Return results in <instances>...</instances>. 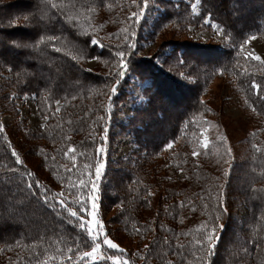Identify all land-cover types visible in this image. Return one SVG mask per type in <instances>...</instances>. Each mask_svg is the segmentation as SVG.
<instances>
[{"label":"trees","instance_id":"trees-1","mask_svg":"<svg viewBox=\"0 0 264 264\" xmlns=\"http://www.w3.org/2000/svg\"><path fill=\"white\" fill-rule=\"evenodd\" d=\"M145 1L0 0V78L3 80L0 82V185L7 188L6 212L15 208L24 212L19 215L20 222L8 217L0 219V264H113L108 259L110 256H119L127 264H158L154 260L164 264H264V69L247 46L252 35L264 37V0H249L251 5L257 4L262 9L248 13V21L240 27L229 17L227 9L219 6L218 0H201L202 16L208 14L222 27L228 39L226 46L163 43L161 49L174 47L166 54V62L157 61L158 53H141L142 42L152 43L157 34V23L141 18ZM230 1L237 4V0ZM167 5L172 10L173 2L167 0ZM7 15L17 24H11ZM188 16L187 9L179 13L171 11L157 27L163 23L184 25ZM24 17L29 19L25 21ZM192 23L200 24V21L195 18ZM93 37L100 43L93 44ZM192 51L199 52V58L208 62H200ZM117 52H123L127 67H121ZM72 56L77 59L73 60ZM93 58L99 64L92 70L88 63ZM177 67L186 69L194 80H184L183 74L180 78ZM2 69L12 73V77L3 74ZM120 72L124 75L120 76ZM132 76L149 82L146 106L136 110L148 116L143 121L134 120L137 126L133 135L139 144L135 150L139 159L137 169L144 165L141 170H146L147 166L150 178L145 179L136 169L130 172L132 181L127 182V176L111 163L105 164L97 177V163L103 161L107 137L116 123L118 104L127 94ZM215 77L228 79L242 95L245 107L257 116L256 125L244 138L247 144L244 157L230 150L227 136L222 139L210 134L207 146L203 141L206 126H212V131L216 129L213 115L217 111L204 98L207 83ZM196 84L198 92L191 96L194 102L187 101L186 110L174 122L170 123V118L161 122L159 117L163 112H159L161 116L154 115L161 105V96L168 98L172 90L177 98L181 97ZM17 92L34 95L39 112L46 118L42 127L26 130L32 143H25L28 151L36 150L46 176L29 163V158L23 157V139L19 140L16 130L2 120L5 110L2 103L13 105ZM151 97L153 102L148 106ZM194 149L198 150L197 163L192 155ZM224 157L231 163L218 169L215 161ZM148 162L151 166L145 164ZM114 170L121 175H117V180ZM179 172L184 176H178ZM7 174L13 176L11 181L3 178ZM238 178L241 185L237 184ZM163 181L169 185L163 186ZM126 184L130 189L134 184V202L151 213L146 216L137 210V215L132 216L136 227L121 223L126 229L133 228L134 235L145 237V248L153 240L161 243L160 249L164 248L156 257L152 255L150 262L145 260L148 259L145 248L139 250V255L145 256V259L140 257L143 261L140 263L139 255L135 257L130 251H120L122 247L111 249L103 243L102 232L107 237L109 232L103 200L108 196L119 207L121 191L127 194ZM114 188L115 192H111ZM16 189L31 198L27 207L17 199ZM198 193L201 199L197 198ZM11 194L16 197L15 202L10 200ZM44 195L48 196L47 201ZM92 195L101 202L97 214L104 223L95 241L87 232L89 215L82 210L85 207L89 210V205L91 208ZM167 195L183 196V200L170 198L169 221L159 230L152 229L146 220L155 217L153 212L161 208ZM60 198L84 216V228L80 227L78 218L71 217L59 205ZM237 200L249 205L246 223L240 224L230 210ZM182 203L188 212L183 210ZM35 209L42 210L44 215H37ZM150 222L153 225L156 220ZM141 224L146 233L138 234ZM213 227L217 243L209 252L205 236ZM165 230L173 233L174 238L165 239L162 235ZM95 244L101 245L105 255L101 261L85 255ZM154 248L153 244L150 251ZM166 250L178 253L179 259L167 257Z\"/></svg>","mask_w":264,"mask_h":264},{"label":"rangeland","instance_id":"rangeland-1","mask_svg":"<svg viewBox=\"0 0 264 264\" xmlns=\"http://www.w3.org/2000/svg\"><path fill=\"white\" fill-rule=\"evenodd\" d=\"M173 2V8L172 10L167 5V0H146L144 3V6L141 10V18L145 19L147 22H156L155 30L157 31L155 40L150 42H142L143 48L140 49L141 53L149 54L151 53H158L157 61L161 62L162 60L165 61L166 54L174 49V47L168 46L167 48L161 49L163 47V43L169 44L173 42L180 43L179 45H183L186 42L190 43H202L205 45H222L226 46L227 44V37L224 34L222 27L214 20L211 19V17L206 14L202 16V8H201V0H184V1H178V0H170ZM220 1V2H219ZM217 2V0H216ZM237 4L233 5V2L230 0H218L219 6H223L225 9H227V14H229V17L232 19H235L237 22V25L240 27L241 23L248 21V13H251L252 11H260L262 8H260L259 5L249 3V0H237ZM188 10L189 16L186 20V23L183 24H172L167 26L164 24L160 25V28L158 29V25L160 22H164V16L168 13H171V11L176 12H185V10ZM239 10L240 14H239ZM7 18L10 19V21L13 18H10L9 15H7ZM198 18L200 21V24H194L192 21ZM191 20V21H188ZM215 25V27L213 26ZM236 25V28L238 29ZM0 33L2 31L0 30ZM247 46L248 50L251 53V56L253 58L259 56L260 59H256L259 65L264 69V37L259 35H252L247 40ZM161 49V50H160ZM160 52V53H159ZM194 55H198L196 59H198L200 62L207 63L208 61L204 58H199V52L192 51ZM194 55H190V57H193ZM186 58H189V56H186ZM1 64V63H0ZM99 63L96 62V59H90L88 63V68L95 69L97 68ZM170 64H166V67H169ZM172 68H174L172 65H170ZM177 73H180L179 76L185 75L184 77L186 81H192L194 80L192 75H189L186 69H181L177 67ZM175 69V68H174ZM2 73L6 74V76L12 77V73H9L8 71L2 69ZM176 70V69H175ZM1 71V69H0ZM191 73V70H190ZM183 74V75H182ZM132 82L129 85V88L127 89V94L125 95L123 100H120L118 104V111L115 114V121L112 124L111 132L109 136L107 137V145L105 148V153L103 156L102 164H109L111 163V166H115L117 170L122 171V175L127 176L126 181H132L129 176L130 172L134 171L138 167V154L135 150H137L138 145L137 139L134 137L133 133L134 127H136V122L134 123V120H145L148 116V113L144 111H136L139 106L144 105L148 101V88H149V82L144 81L140 79L139 77L132 76ZM2 77L0 78V82H2ZM207 91L204 95V98L206 99V104L213 109V111H217V113H214L213 118L217 122L215 124V130L212 131V126H206L205 131L203 132V141H205V138H207L210 134L213 136H220L222 139H224L227 136L228 139V145L230 147V150L236 153L238 157H244L246 154V147L247 144L244 142V138L246 137V133H248V130L256 125L255 118L256 115H253L252 112L249 111L248 108L244 105V100L242 95L238 92L237 89H234L231 85L230 81L226 79L225 77H215L211 79L207 83ZM191 89V90H190ZM186 90V92L182 93L181 97L177 98V95L171 90V95L168 98L160 97L161 105L156 108L155 110V116L160 115L159 112H163V116L159 117V120L161 122H165V119H171L172 122H174L177 118V115L182 111H185V104L187 101H193L194 97H191L192 94L198 92V85H192V87ZM154 97V96H153ZM187 98V99H186ZM158 99V98H156ZM180 99V101H179ZM153 102V98L151 97V101L149 102L148 106L151 105ZM13 105H10L9 103L5 104L2 103L3 106H5V110L2 113V120L3 122L8 126L12 127V129L16 130V134H18L19 140L23 139V157L26 158V160L30 159V164L36 168H38L41 172L42 176H46L45 171L43 170V167L41 166V159L36 154V150L34 148H30L28 151L27 144L32 143L30 136L26 133L27 131H33L34 129H38L42 127L45 124L46 118L42 116V114L39 112L37 108V104L35 101V96L31 94H24L21 93H15L14 94V101ZM159 104V103H158ZM60 104L58 103V106ZM146 106V104L144 105ZM3 108V107H2ZM185 109V110H184ZM171 125V124H170ZM171 127V126H170ZM164 128H168V125L166 124ZM161 137H159L160 139ZM17 141V139H16ZM227 145V147H228ZM193 152H196L197 155L194 157V162L197 163L198 160H196L198 156V150H193ZM239 160V158H238ZM29 161V160H28ZM120 161V162H119ZM123 161V162H121ZM160 162V160H156V163ZM231 162H229V159L227 160L225 157L218 159L215 161V164H219L218 169H221L224 167L223 165L229 166ZM149 164L150 163H145ZM151 166V165H150ZM146 170L144 169V165H142L140 168L137 169V171H141L142 175L145 176V179L149 180L150 173L149 168L147 166ZM2 168H6L3 166ZM152 168V167H150ZM3 169V171H4ZM104 169V167L101 169V171ZM128 173V174H127ZM132 173V172H131ZM113 174L115 175V179L117 180V175L121 176L120 173H117L116 170H114ZM163 174V173H162ZM173 174V173H172ZM165 175V174H164ZM171 175V171L169 173ZM178 176L183 177L184 173L179 172ZM12 175H5L3 178L9 179L11 181ZM237 184L241 185V179L238 178ZM114 182V181H113ZM11 182L10 184H12ZM200 183V182H199ZM111 184V183H110ZM163 186H168V183H165L163 181ZM134 185V184H133ZM133 185L131 189L128 187V184L124 185L127 194L123 195L121 191V200H119V207L116 206V204L106 196V198L103 200V206L105 210L106 219L108 220V237L109 239H112L114 243H116L119 247H122L124 250L123 252L126 253V251H130L135 257L136 255H139V250L142 248H145V237L134 235V230L126 229L124 227L125 225H132L133 227H136L137 224L132 223V216L137 215V210L143 211L144 214L150 215L151 210L150 209H144L141 205H137L134 202V194L133 191ZM112 186H114L112 184ZM18 188V187H17ZM124 188V189H125ZM119 188L116 189V191ZM122 190V188H121ZM131 190V192H130ZM17 193L16 195L19 196L17 199L21 202L22 206H26L31 201V198L28 195H21L17 189L15 190ZM115 192V188L111 192ZM200 191V186H198L197 192ZM7 188L5 185H0V219L3 217H8L14 222H20L19 215H24V212L17 208L13 209L12 211H7L5 209L6 200L8 197H6ZM129 192L131 193V196H129ZM185 193V192H183ZM166 193H163L165 195ZM12 195V194H11ZM133 198L131 199V197ZM96 197V195H95ZM165 197V196H164ZM191 197L196 201V199H201V195L198 193L197 198L193 197L191 194ZM15 198L13 195L10 197V200L15 202ZM172 199H181L183 200V196L175 197V196H168L164 199V203L162 204L161 208L160 206L156 210V212H153L155 217L149 218L150 220H156V222L152 225V222L150 220H146L147 225H151L152 229H160L162 225H164L165 221L168 220V216L170 214V208L167 207V204L169 200ZM136 199V198H135ZM241 200H243V197H241ZM95 203L98 206L101 204V202L97 199L95 200ZM182 208L185 212H188L186 210V204L182 203ZM96 208V212H98V209ZM230 210L232 213L235 214L237 221L241 223H246L247 217L249 216V205L247 202H234L230 206ZM40 211V212H39ZM89 211H91L90 205H89ZM37 215H42L43 212L40 209H35L34 211ZM44 215V214H43ZM46 220H49V217L45 214ZM92 219L91 216L87 219ZM96 219L99 221V226H104V223L100 220L98 217V214L96 216ZM147 219V218H146ZM36 219L33 221L35 222ZM32 221L31 225L34 223ZM123 221V223H121ZM1 223V222H0ZM137 229L141 230V233H146V228L143 224L139 226ZM94 232L97 231V227L94 226L93 228ZM102 232V231H101ZM27 233V232H25ZM103 236L105 237L104 233L102 232ZM165 239H173V233H169L168 231H164L162 233ZM146 236V235H145ZM155 240L151 241L150 245H146L144 253L148 252V259H145V256H138L139 262H143L140 257L144 258L145 260L149 261L152 260L153 257L157 256V253H160V251L164 250V248H159L158 246L161 244L154 243ZM153 244L155 245V248L150 251V248L153 247ZM157 246V247H156ZM149 247V248H148ZM101 249V248H100ZM167 257L171 256L173 259H179L178 253H175L171 251L166 250ZM99 255H102L105 257V255L99 250ZM153 255V257H152ZM229 255V254H228ZM104 259V258H103ZM103 259H97L98 261H101ZM183 260H186L187 257H183ZM123 261L122 259H120ZM155 263L158 264H164L162 261H155ZM127 264V263H126ZM152 264V263H151ZM167 264V263H166Z\"/></svg>","mask_w":264,"mask_h":264},{"label":"snow or ice","instance_id":"snow-or-ice-1","mask_svg":"<svg viewBox=\"0 0 264 264\" xmlns=\"http://www.w3.org/2000/svg\"><path fill=\"white\" fill-rule=\"evenodd\" d=\"M133 2L135 3V0H133ZM133 16L135 17L136 14L133 13ZM25 21H27L29 19V17H24ZM11 24H17V22L15 20H11L10 21ZM215 27V25H213ZM127 39V37H126ZM91 42L93 44H99L100 42L95 39L94 37L92 38ZM133 47H135V45H132ZM57 51H59L57 49ZM117 56L121 57L119 63L121 65V67H127V64H126V61L123 59V52H117L116 53ZM256 59H260L259 56L255 57ZM72 59L73 60H76L77 57L76 56H72ZM120 76H123L124 73L123 72H120L119 73ZM255 86V85H254ZM116 91V88L113 87L112 88V92H115ZM2 127V126H0ZM205 146H207V138H205ZM171 144L168 145L169 148H171ZM100 151H103V148L101 147ZM13 156L16 157L17 160H19V156L13 152L12 153ZM193 156H196L197 153L196 152H193L192 153ZM76 159L75 156L72 157V160L74 161ZM104 167V165L102 163H97V166H96V176L99 177L100 176V172H101V169ZM82 185L85 184V181L81 180L80 182ZM29 187H32V185H29ZM43 187V186H41ZM96 188V185L93 183L92 185V189L95 190ZM58 196H62V194H57ZM44 199L45 201L48 200V196L47 195H44ZM91 200H92V203H91V211H89L86 207L83 208L82 210L87 212L89 216L92 217V219L88 220L86 223H87V232H88V235L95 241L97 236L100 235L101 231L103 230L100 226H99V221L96 219V216H97V212L95 211L96 208H97V204L95 203V200H96V197L94 195L91 196ZM58 203L59 205L62 207V208H65L67 210V212L70 214L71 217H75V218H78L80 220V227L81 228H84L85 227V221H84V216L81 215L77 210H75L73 207H70L66 204L65 200L63 198H60L58 199ZM218 218V217H217ZM94 226L97 227V231L94 232L93 228ZM222 227V226H221ZM216 233V228L213 227L210 231H207V235L205 236V240L207 241L208 245H209V252H211L212 248L215 246V244L217 243V237L215 235ZM103 243L105 245H107L109 248L111 249H117L119 246L113 242L112 239H109L107 238V236L104 237V240H103ZM101 245L100 244H95L94 247H92L91 251L90 252H87L85 253L86 256H90L93 260H96V259H103L104 257L102 255H99V249H100ZM120 251H124L123 249H120ZM108 259H111L113 261V264H126L125 261H121L120 260V257L119 256H110L108 257Z\"/></svg>","mask_w":264,"mask_h":264}]
</instances>
